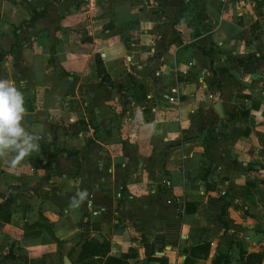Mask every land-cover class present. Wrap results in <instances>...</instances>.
Returning <instances> with one entry per match:
<instances>
[{
  "label": "crops",
  "instance_id": "crops-1",
  "mask_svg": "<svg viewBox=\"0 0 264 264\" xmlns=\"http://www.w3.org/2000/svg\"><path fill=\"white\" fill-rule=\"evenodd\" d=\"M0 78L42 137L0 161V264L264 263V0H0Z\"/></svg>",
  "mask_w": 264,
  "mask_h": 264
},
{
  "label": "clouds",
  "instance_id": "clouds-1",
  "mask_svg": "<svg viewBox=\"0 0 264 264\" xmlns=\"http://www.w3.org/2000/svg\"><path fill=\"white\" fill-rule=\"evenodd\" d=\"M26 115L24 93L14 80L0 78V161L13 169L26 157L40 151L42 137L25 127ZM88 195L87 190H80L77 184L71 206L78 208L85 201L91 206Z\"/></svg>",
  "mask_w": 264,
  "mask_h": 264
},
{
  "label": "trees",
  "instance_id": "trees-1",
  "mask_svg": "<svg viewBox=\"0 0 264 264\" xmlns=\"http://www.w3.org/2000/svg\"><path fill=\"white\" fill-rule=\"evenodd\" d=\"M45 15V8L41 9L40 11H32V14L30 15L28 22H33L35 19L42 17ZM112 21L106 25L107 27H111ZM96 63L99 65V59L96 56ZM67 153H72L69 151H66ZM110 244L107 239H103L99 241L98 239L91 237L89 239H86L82 245H81V252L79 255V260H88L94 256L102 257L106 255L109 252ZM206 248V245H197L189 248V253L186 256L183 264H194V259H192L193 256H196V253L198 251L204 250ZM207 252V250H206ZM241 253V257L243 258L244 253ZM255 256V255H254ZM128 255H122L120 257H113V256H107L106 262L109 264H128L127 262ZM253 257V254H248L246 256V260L244 264H254V262L251 260ZM255 264H259V261L255 262Z\"/></svg>",
  "mask_w": 264,
  "mask_h": 264
},
{
  "label": "water",
  "instance_id": "water-1",
  "mask_svg": "<svg viewBox=\"0 0 264 264\" xmlns=\"http://www.w3.org/2000/svg\"><path fill=\"white\" fill-rule=\"evenodd\" d=\"M213 109L216 111V113L218 114V116L220 118H223L224 117V115L222 113V104H221V101H219V100L216 101L214 103V105H213ZM172 144L173 145H178V141L176 140ZM63 264H72V262L70 261V259L67 256H64L63 257ZM262 264H264V263H262Z\"/></svg>",
  "mask_w": 264,
  "mask_h": 264
},
{
  "label": "built area",
  "instance_id": "built-area-1",
  "mask_svg": "<svg viewBox=\"0 0 264 264\" xmlns=\"http://www.w3.org/2000/svg\"><path fill=\"white\" fill-rule=\"evenodd\" d=\"M209 98H212V95H209ZM169 100L174 101V97H170Z\"/></svg>",
  "mask_w": 264,
  "mask_h": 264
}]
</instances>
